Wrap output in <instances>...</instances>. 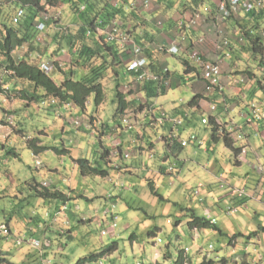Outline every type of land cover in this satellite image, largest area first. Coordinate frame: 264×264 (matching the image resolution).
I'll return each instance as SVG.
<instances>
[{
	"label": "crops",
	"instance_id": "1",
	"mask_svg": "<svg viewBox=\"0 0 264 264\" xmlns=\"http://www.w3.org/2000/svg\"><path fill=\"white\" fill-rule=\"evenodd\" d=\"M186 2L187 0H180L174 6H167V8H169V15L174 11V18L173 21L168 18L167 22L163 24L161 29H159V34L164 32L163 35L167 37L172 34V31H176L180 35V44L189 46L193 44L194 47H198V50H202V53L207 59L213 60L216 57L214 60H219L221 69L222 67L224 68L223 71L221 70L219 87L208 86L204 79L201 78V74L199 75L200 71L198 67L194 64V66H192L190 62L189 64L194 70L189 69V71H186L187 68L184 64V60L186 59V61H189L186 56L174 55L177 61L184 64L183 73H181L178 70L171 71L166 65L170 54H166L164 50L158 53L156 50L151 49V52L154 53V57L149 58L146 54L149 70L160 74L165 69H168L167 76L164 80L162 76V80L159 82L150 83L149 85L146 84L148 86L145 88L148 89V92L150 89L152 90V88L155 89L154 94L151 95H148L147 92L145 93V89H143L142 86L138 88L139 96L135 98L132 97V99L129 97V92L127 93L126 90H121V93L126 95L127 101H132V103L135 104V107H137V109H131L129 106V108L125 110L122 116L123 118L126 117L129 121V124L125 125L121 123L120 118H122V116L117 117V121L114 117L117 108V93L115 95L116 100L114 99L111 103V108L106 107L107 95L105 93L106 89L103 79H107L108 77L111 78L114 82L112 85L113 91H116L117 82L121 86L119 82L120 80L128 83L132 78L135 79V76L130 75L126 68L123 72L119 69V72L115 74V76L109 72V75L107 74L102 79L104 89L103 101L100 102L99 105H96L93 101V96H90V99L88 98L86 102L85 112L81 111L72 103H59L57 101L55 104L50 105L48 98L45 100L34 99L29 95V93H32V88L21 87V82L14 81L13 79L8 82L6 81L11 85L10 88L12 91H22L18 94L8 93V96L14 95L23 101L26 100V104L19 107L21 112L18 109L8 111L9 109H7L4 104L0 105V116L4 115L3 111H7V113L11 112L12 114L8 117L9 119L8 121L6 120V122L0 119V122H5L7 125L6 127H9L8 132L0 129V144H2L0 147V156L5 157L6 154H13L11 156L17 158L19 157L17 151H19L20 144H22V146L26 145L27 148L32 150L28 146V140L36 139L38 146L49 147L43 151L48 150L47 152L51 153L53 151L58 157H60L61 154H68L73 162L74 171L72 177L66 178L67 176H64L65 178L62 182L58 180L54 181L49 177H43L44 170H38L39 167H36L35 169L39 174H33L30 177L31 179L25 181V186L26 183L28 186H20V188H23L20 195L29 196V200L32 201L34 205L43 202L34 195L32 187L30 186L34 183L41 184L45 182L49 187L61 190L69 197L68 200L62 204L63 206H66V209L61 213V216L58 219H53V216H51L58 203L51 202V208H48V202L45 203L47 206H45L42 211H49L47 214L45 213V222L38 226L39 232L34 236V238L43 240V245L55 246V241L48 240V238H52L55 235H57V241L61 244L63 243V238L72 239L78 232L81 233L82 231H86L87 227V232H89V234L85 237V241L92 240L91 234L94 231L93 226L102 227V212L104 208L109 206L108 202L103 197L109 193L119 196V198L116 199V212L119 215L118 219H120L122 213L124 215L127 214L132 216L134 211H139V209H141V205H149L148 202L155 201V196L157 195L150 190V183L152 181L154 182V188L157 190L158 186L166 185L167 183L172 185L176 180L177 183L175 190L177 192L181 188V183H185V185L182 186V193H184L186 197H192L199 202L201 208L200 211L196 206L193 208L196 215L202 217L206 216L210 220H216L215 228L212 226L204 227L202 229L189 228L194 241L195 238H198V241L200 238L209 236L214 232H219V234L223 236V242L221 244L222 248L213 253L215 259L227 257L231 261V264H239V261L241 264H263L261 259L264 258V228L261 225V219L264 214V166L262 167L260 162L264 156L258 151V149L264 148V67L253 65L251 68L253 69L251 71L252 76L250 77L248 75H243V71L239 74L234 72L238 71L241 60H232L235 57V54L240 53L238 52L239 50L236 49L240 42V40H237L236 36L239 34V30H237L238 25H236L237 23L233 20L231 23L232 26H234L233 31L230 33L229 37H225V39H228L229 43H233V50L230 48H224L221 53L216 55L211 46L207 47V44L201 46V41L200 39H196V36L199 32H206L208 29L205 30L203 28L192 33V30L184 31L181 29L175 21L176 18L179 20L184 18L177 10L183 8ZM213 2L215 3V1L212 0L202 4V6L198 5L196 10L206 16L211 15L214 12L215 7ZM63 8H65L64 13L71 16L72 11L67 8L66 3L63 5ZM158 12V9L153 13L142 10L140 11V14L148 22L149 19L155 18L158 15ZM191 15L192 12L190 16ZM37 17V19H41L40 16ZM151 23L153 25V21H151ZM148 24L150 27L149 22ZM52 32H55V30L50 28V30L46 29L43 34L45 36V33H48L52 36ZM177 43L179 44V42ZM153 44L154 46H157L159 43ZM164 44L168 48L174 46L176 40L167 37ZM21 48L26 49L27 51L29 50V47L27 46H22ZM227 49H229L231 53L229 56L225 55V50ZM27 51H23L22 55L15 58L34 60L37 55H41L40 66L43 64L48 65L50 73H52V75L56 73L57 76L53 77L56 81L59 82L64 78V72H66V70L59 57L53 59V56L48 55L47 51H40L35 48H33L31 52L36 53L37 55L30 53V51L26 54ZM18 52L19 50L14 53L17 54ZM61 52L58 54H61ZM63 52H65V50ZM53 61L58 62V69L52 64ZM127 61L128 60H126V63ZM223 64L234 65L235 70L228 72L225 70ZM59 65L62 67L60 68ZM59 68L61 71H59ZM69 70H67V73ZM73 70L76 72V74H73L74 77H78V75L83 76L85 74V70L82 68L74 67ZM129 78L130 80L128 81ZM187 83H190L188 87L190 88V95H192L188 102L181 99L178 100L181 102L180 103L175 99L167 98V101H165L167 103L166 107L160 103L159 99L161 96L168 94L171 89L187 85ZM4 88L6 90L0 92V94L7 93L8 87ZM195 95H199L200 98H198L194 104L190 105V101ZM11 99L13 100V97H11ZM2 101L5 102L6 100ZM42 101H45L46 103L43 104ZM213 105L215 106L214 109H212ZM93 106L95 107L94 110L92 109ZM252 108L257 109L258 113L261 114V116L263 115V117L259 120L252 119ZM107 110H110L113 113V116L107 123H105L102 121V117H106ZM23 111L24 115L22 114L21 116ZM205 111L210 113L208 124L202 122V119L205 118V115L203 114ZM235 111V114H238L240 121H242L241 123L237 122L236 118H232L231 114ZM126 112H129L132 119H129L128 114V116H125ZM19 113L20 118L17 117ZM80 113H82V115H80ZM196 113H202L204 115L201 118V124L202 126H206V128L203 127L200 129V126L197 124L198 118ZM50 114L59 119L57 121L58 124H54V122L51 124L48 121L47 117ZM161 116L163 117V121L162 123H159V120L157 119ZM74 117H81L83 123L75 126ZM25 118L30 122L31 128L29 133L25 130V128L28 127L24 122ZM212 118L221 127L219 129L227 131L230 138L234 141V146L238 148L239 151H234L229 148L222 137L217 141H212ZM13 119H15L16 122H13ZM40 120L43 122H38ZM179 120H181L180 124L177 123ZM8 122L12 127L8 126ZM245 125L248 126V130H242ZM14 126H16L15 131L13 130ZM53 126L59 129V133H57L61 136L62 143L70 132L77 136V139H73V141L70 142L73 146H64V148L58 149L57 145L60 144L58 142L59 138L52 132L51 127ZM1 127L2 125L0 123V128ZM235 131L237 135L234 134ZM239 132L242 135H238ZM4 134L6 135V142L2 139ZM88 134H91L93 138H96L97 143L99 144L97 148H95V146H97L96 141L93 142L94 144L92 145L85 142L87 136L84 135ZM193 134H195L199 140L191 141V143L185 147L179 146L178 142L180 139L189 138ZM239 136L241 137L239 138ZM191 147L194 151L191 149L188 150V148ZM11 150H13V152H9ZM38 151L40 152L38 153ZM38 151L35 154L32 150L34 156L37 158L41 152H43L39 149ZM105 151L108 152L109 162H107V165L104 164L105 161L101 159V154ZM200 154H203L204 157L207 155L208 159L206 162L202 159ZM78 158H87L92 163H95V165L99 162V164L104 166V169L108 170V175L106 177L99 175L82 176L76 162V159ZM231 158H233V162H231ZM202 163H204L207 170L203 169ZM41 165L42 164L39 166ZM235 167H243L244 171L239 170L238 172H235ZM191 168L193 170H191ZM46 169L50 170L48 167H46ZM60 170L59 168H51L50 171L59 173ZM252 170L259 173V180H250L251 176L249 174H251ZM188 173L189 175H187ZM194 174L200 175L197 177L201 180L198 181L195 186H186V178H189ZM87 177H94L93 181L95 183L94 187L92 186V189L89 191L86 190V182L84 181ZM98 177L102 178V185L96 184ZM121 183H124L125 185L122 189L119 187ZM15 187V189H20L19 185H15ZM80 188H85V191L80 192ZM238 188H244L246 190V195L238 197L236 194ZM219 193H222L227 200V206L224 208L218 204L219 200L218 202L215 200V196ZM3 196L4 193L0 198ZM164 199L165 201H169L165 197ZM82 201L87 203V207H91V209L86 208V210H91L92 212L88 215L82 214V217L76 221L75 217L69 212L68 203L72 202L73 205L77 207L80 206ZM14 203L15 202H13V204ZM232 206L236 208V211H232L228 214L226 210ZM216 207L220 209V213L218 212L219 210H215ZM118 208L119 211H117ZM33 209L32 212H34ZM178 212L179 213L176 214V221L179 222H174L177 231H179V228L183 223H187L186 216H184V212H182L181 208ZM223 212L227 215L236 216L242 219L246 217L247 220L241 225L242 230L237 231L234 229V226L231 223V217H225ZM165 213L169 214L170 212H162L163 215ZM221 213L223 214L222 219L224 220V223H219ZM136 219L138 218L136 217ZM11 221L13 227L12 218ZM17 225L20 226V223L18 222ZM105 225L107 224L105 223ZM31 226L34 225L32 224ZM13 231L14 233H19L16 230ZM65 231H69L70 233L64 234ZM112 233L111 237L113 240L118 239L117 233L115 231H112ZM228 247H231V249ZM213 248L214 246L212 249ZM2 249L4 251L6 250L5 248ZM32 249L39 250L32 245H28L22 250V253L26 254L23 260L28 257L27 250L32 251ZM185 249L189 252L187 247ZM61 251L62 247H60L58 252L60 253ZM188 252L186 254H188ZM201 252L202 249L198 251L199 257H201ZM156 254L159 255L160 253L156 252ZM171 255V258L175 257L173 253H171ZM207 256L205 255L201 259V262ZM188 258V264H195L194 260H192L189 255ZM141 262L143 263V261Z\"/></svg>",
	"mask_w": 264,
	"mask_h": 264
},
{
	"label": "rangeland",
	"instance_id": "2",
	"mask_svg": "<svg viewBox=\"0 0 264 264\" xmlns=\"http://www.w3.org/2000/svg\"><path fill=\"white\" fill-rule=\"evenodd\" d=\"M113 2H116L117 0H112ZM119 1V0H118ZM146 0H134V5L136 8H138L140 11L144 10L146 12H150L153 13L155 11H157V9L159 10L158 15L155 18H151L149 19V23L150 26L152 25L151 21H153V25L151 27L153 28H157V29H161L163 24L167 22L168 18L170 20L173 21V16H174V11L170 13L169 15V8H167V5H169V1H171V3H175L177 4L180 0H162V2H155L154 0H148L150 1V7L145 8L143 6V2ZM188 4H193V0H187ZM212 0H198V5H201L206 3V2H210ZM215 3L213 2L214 7V12L211 15H204V14H200V19H198L197 23L195 24V26H192L191 29H193L195 31H199V29H205L207 30L206 32H199V34L196 36V39H201L200 44H202L201 46L204 45H208L207 47L211 46L215 52L216 55H218L219 53H221L223 50L222 48H218V45H220V43H222L223 39H225V37H229L230 33L233 31L234 26H232V20H238L241 21L242 20V15H234L229 19H222L221 18V12L218 11L217 9V5L218 3H220L221 0H214ZM183 4V3H181ZM62 2H59L56 6H51L48 5V3L46 2V6H45V10L43 12H41L39 15L40 17H44L45 15L47 17L53 18V20L55 21V23L53 24V29L55 30V32L58 34L60 33L61 30L66 31L67 28H69L70 26H72L74 24V22L72 21L73 15L71 12V16H68L66 13H64L65 8H63ZM162 6V7H161ZM169 7V6H168ZM67 8H69L70 11L71 7L69 4H67ZM192 8H190L189 6L187 7L186 5H184L183 8H179L177 11H179V13L182 15L183 20H187V22L190 20V14L192 12L191 10ZM168 11V12H167ZM190 11V12H189ZM206 16V17H205ZM54 18H58V19H54ZM177 23L180 21L178 18H176L175 20ZM243 21V20H242ZM158 22H161V24H159ZM243 23V22H242ZM236 24V23H235ZM237 25V24H236ZM241 29L239 26H237V30ZM262 30V29H261ZM55 32H52L50 36V34L45 33L44 34H40L39 36L36 37V41L39 44V46L35 43L33 44L35 47L38 46V49L40 51H47L48 55H52L53 59L59 57L61 59V63H63V67L64 69L67 70H71L72 68H74L75 66H73L72 63V56H73V51L71 52L68 49L69 43L67 41L62 42L63 48L65 50V52H61V54H58L56 52L57 48H56V43L55 39H54V35ZM164 32L160 33L158 32L156 39H154V43H159L156 47L158 49H162L163 46H165V40L167 39V37H169L170 39H174L176 40V45L177 42H181L180 38H179V34L175 31H172V34L165 37ZM133 37V35H131ZM164 41V42H163ZM61 44V45H62ZM243 45V44H242ZM27 46L28 45H24ZM166 47V46H165ZM184 49L190 50L191 48H193L194 46L192 45H183ZM223 47V46H222ZM198 47H196L197 49ZM195 49V48H194ZM200 49V48H199ZM17 50H19V52L17 54L14 53L15 57H19V55L23 54V51H27L26 49H22V48H18ZM16 50V51H17ZM193 49H191L192 51ZM198 50V49H197ZM31 52L32 49L28 50ZM28 51L26 52V54L28 53ZM200 53H202V50H198ZM166 54H169L167 52V48L165 51ZM34 55H37L36 53H33ZM185 54V53H184ZM183 56H186L187 59L189 60L188 62H190L192 64V66H194V62L185 54ZM63 55V56H62ZM215 55V56H216ZM38 56V55H37ZM36 56V57H37ZM178 56V55H177ZM185 57V58H186ZM216 58V57H215ZM214 58V59H215ZM233 58V56H232ZM178 59V58H177ZM213 59V60H214ZM237 59V61H239V59L241 60L240 64H239V68L238 71H234L236 73H240L241 71L248 69L250 71H252L253 69L252 66L253 65H258V62L261 57L257 56V57H252L249 55L248 52L246 51H240V53L235 54V57L232 59ZM186 60V59H185ZM184 60V61H185ZM223 61V60H222ZM32 62V61H31ZM52 63V62H51ZM54 63V62H53ZM52 63V64H53ZM54 65V64H53ZM166 65L168 66V68L171 71L174 70H178L179 72L183 73V69H184V64H182L180 61H177L176 58L174 57V55L170 54L168 59H167V63ZM55 66V65H54ZM191 66V67H192ZM223 66H225V70L230 72L232 70H235V66L233 65H225L223 64ZM59 67L61 68L62 66L59 65ZM0 82L2 84H4V87H8L7 88V93H1L0 94V105L4 104L5 107L7 109H9L8 111H13L15 109L19 110V107L21 105L26 104L25 101L26 100H21L19 99V97L16 96H8V93L11 94H18L21 93V90H18L16 92L12 91V89L10 88L11 85H9L7 82L9 80H14V81H19L16 80L12 77L8 78L7 76L9 75L8 73H4V69L5 67L2 66L0 67ZM118 69H120V66L118 67ZM220 69H221V64H220ZM223 67H222V71H223ZM243 69V70H242ZM123 72V70H122ZM243 75H247L245 72H242ZM55 76V74H53ZM109 75V74H108ZM113 76H115L112 73ZM131 75V74H130ZM112 76V77H113ZM8 78V79H7ZM58 78V77H57ZM130 80V78L128 79V81ZM7 81V82H6ZM22 81V80H21ZM104 81V86L106 89V107L111 108V103L114 101L115 99V95H116V91H113V80H111V78H105L103 79ZM102 81V82H103ZM121 86L119 88V90H126L127 93H130V98L132 99V97H138L139 96V86L138 83L135 79L132 78L131 81H129L128 83L125 81L120 80L119 81ZM103 84V83H102ZM190 85V83H187V85H183V86H179L177 88L171 89L168 94L161 96L159 101L160 103L166 107L167 103L165 101H167V98H171V99H175L177 100V102H180L178 100H186V102H188L191 99L190 95V88L188 87ZM25 87L28 88L29 86L26 83H23V81L21 82V87ZM10 88V89H9ZM14 89V88H13ZM11 97H13V100L11 99ZM128 97V94H127ZM189 98V99H188ZM90 99V98H89ZM2 100H6L5 102H3ZM116 100V99H115ZM169 100V99H168ZM143 101V100H141ZM170 101V100H169ZM117 103V102H116ZM181 103V102H180ZM143 104V103H142ZM129 106L131 107V109H137V107H135L134 103H130ZM93 110L95 109V107L93 106L92 108ZM20 111V110H19ZM1 112V111H0ZM4 115L0 116V119L2 121L6 120L8 121V117L11 116V112L7 113V111H3ZM21 112V111H20ZM132 113V112H130ZM236 111L234 113L231 114L232 118H236L237 122H242L240 121L238 114H235ZM24 115V111L21 113ZM129 112L125 114V116H128ZM205 115V117H209V112L205 111L203 113ZM202 113H196L197 116V124L200 126V129L206 126H202L201 124V118L202 116H204ZM80 115H82V113H80ZM113 116V113L110 110H107V115L106 117H102V121L107 123ZM20 118V113L18 114V116ZM48 121L53 124H58L57 121L59 120L56 116L54 115H49L47 117ZM129 119H132V116L129 115ZM17 120V118H16ZM21 120V119H20ZM32 120V119H31ZM82 118L78 117L75 118L74 117V125H80L83 123V121H81ZM5 122H0L2 127L0 128L1 130H4L5 132L9 131V127H6L7 125L5 124ZM13 122H16L15 119H13ZM25 124L28 125V127L25 128V130L29 133L30 132V122L28 121V119H24ZM32 122V121H31ZM38 122H43V121H38ZM78 124H77V123ZM8 126H11L10 124H8ZM16 126L13 127V130L15 131ZM248 126L245 125L244 128L242 130H248ZM12 130V129H11ZM10 130V131H11ZM51 130L53 133H55L54 135H57L59 140L58 142L60 143L59 145H57L58 149H62L64 148V146H73L72 142L73 139H77V136L73 135L71 132L67 135V137L64 139V142L62 143V138L61 136L58 135L59 133V129L55 126L51 127ZM58 132V133H57ZM85 133V132H84ZM76 134V133H75ZM235 135H237L236 131L234 132ZM238 135H242L239 134ZM87 136L85 140V142H88L90 145L94 144L93 142L97 140L96 138H93V136H91V134L88 135H84ZM6 135L4 134L3 136V140H6ZM19 137V136H18ZM56 139V138H55ZM46 142V141H45ZM53 143V142H50ZM70 143V144H69ZM179 145L180 144V140H179ZM2 144H0L1 147ZM97 146H95V148L98 147V143L96 144ZM260 146V145H259ZM189 149H193L188 148ZM64 150V149H63ZM43 151L41 152V154L37 157L34 156L32 150H30L29 148L26 147V145L20 144L19 147V151H17V153L19 154V157L15 158L11 155H7L5 157L0 156V196L4 193V188L8 189L11 192V189H15V185H19L26 187L28 186L26 183L25 186V181L31 179L30 177L33 174H39L38 171H36V167H39L38 170H44V174L43 177H49L52 180L56 181H60L62 182L64 180V176L68 177H72L73 175V162L70 158V156L68 154H64L60 157L56 156L54 154V152H47ZM194 151V150H192ZM258 151L261 152V154L264 156V148H260L258 149ZM0 155H1V151H0ZM200 156L202 157V159L206 162L208 157L207 155L204 157L203 154H200ZM204 157V158H203ZM201 159V160H202ZM36 160H39L40 163L42 164L41 166H36ZM200 161V160H198ZM197 161V162H198ZM231 162H233V158H231ZM261 166H264V158L261 160L260 162ZM203 165V169L207 170L204 166V163H202ZM46 167H48L50 170L51 168H59L60 172L56 173L50 170H47ZM191 170H193L191 168ZM235 172H238L239 170L244 171L243 167H235L234 168ZM189 175V173L187 174ZM251 176L250 180H254L257 181L260 179V175L259 173H257L256 171L252 170L251 174H249ZM197 176L200 175H192L189 178H186V186H195L197 184L198 181H200L201 179ZM37 177V176H36ZM41 178V177H40ZM94 177H87L84 181L86 182V190L89 191L92 189V186L94 187L95 183L93 181ZM97 183L96 184H100L102 185V178L98 177L97 178ZM176 183L177 181L175 180V182L172 183V185H170V183H167L166 185H161L158 186L157 191L159 192L160 195H162L163 197L167 198L169 201H164L161 197H157L155 196V201L154 202H148L149 205H141V209H139V211H134V214H132V217L130 215H124L123 213L121 214L120 219L117 220V227L115 229V232L118 235V246L119 248H121V252L118 255V251L114 252L111 256V258L114 259L115 257V263L119 264L120 261H124V262H129V264L131 263H135V264H142L141 261H143L144 264H152L150 262L155 263L156 261L161 262L163 259V250H165L166 248H169L170 252L174 254V256L177 255V251L179 249H185L186 247L189 249L188 255L189 257L194 260L195 264H200L201 259L206 255H208L207 257L209 258H213L215 252L218 251V249L220 250V248H222L221 244L223 242V236L219 234V232H214L213 234H210L209 236H205L204 238H200L198 241V238H195V241L193 239V237L190 234V229L188 228V226L186 225L187 223H183L182 226H180L179 231L176 230L175 227V221H176V214H178L179 209L181 207H190V208H194L195 206L197 208H199L200 211V204L198 201L194 200L192 197H186L184 193H182V186L185 185V183H181V188L179 189V191L177 192L175 190L176 187ZM61 185V183H60ZM4 187V188H3ZM18 189V188H17ZM17 189H15L14 191H16ZM239 189V188H238ZM80 192L85 191V188H80L79 189ZM217 194V192H216ZM23 197L27 196V195H21ZM215 200L216 202L219 203L220 206H222L223 208L227 203V200L224 198L222 193H219L218 195L215 196ZM212 202V200H211ZM18 203H20L18 200H15V203L13 204L12 199L8 198H4L1 197L0 198V223L5 221L6 217H12L13 220V228H15L16 225V221L15 219L17 218V212L20 210L21 214H25L27 209L29 208V205H26L23 209L20 208V206L18 205ZM177 204V205H176ZM69 212L71 213V215H73V217H75L76 221L82 217V214H90L92 211L91 210H86L87 209H91V207H87V203L82 201L80 203V206H75L73 205V203L69 202ZM85 206V207H84ZM233 207V206H232ZM68 209V208H67ZM31 210V209H30ZM216 211L219 210L218 212L220 213V209L216 207L215 209ZM117 211H119V208L117 209ZM163 211H168L170 212L169 214L165 213L164 215L162 214ZM202 211V210H201ZM227 211V210H226ZM225 217H231V223L234 226V229L238 230H242L241 225L244 224L246 217L239 218L236 216H232V215H227L223 212ZM223 214H220V218H219V223H224V220L222 219ZM136 217L138 219H136ZM19 218H21L19 216ZM23 220V219H22ZM222 225V224H221ZM94 228V232L91 234L92 240H86L85 241V237L88 236L89 232H87L88 227L86 228V231H82L81 233L78 232L76 234V236L72 239H67V238H63V243H62V251L56 255L54 258H51L50 262L49 259H44L45 261H42L43 259H41V261H37V262H31V258L28 256L25 260H23V258L25 257L26 254L22 253V250H24L28 245L27 244H22V245H17L16 244V238L12 237L11 239L5 241V239H1L2 237L0 236V247L1 248H5V251H10V255L6 256L7 259L11 260L10 263L7 262V264H75L76 261L80 258L83 257L84 255H86L88 252L96 249V248H100L101 246L105 245V244H110L113 240V238L111 237V233H112V229L109 228L108 226H105L106 229H109V233L107 235H102L101 234V228L100 227H96L93 226ZM104 228V229H105ZM154 232L156 234V236L154 238L150 237L148 235V233H152ZM70 233L69 231H65L64 234H68ZM135 233L138 237V239H136L134 242L131 241L130 236ZM187 233V234H184ZM113 234V233H112ZM57 235H55L52 238H48L49 241H55L56 245H52L53 248L57 250H60L61 244L58 243V239L56 238ZM158 239H160L161 241H158ZM154 241V243H153ZM228 243V242H227ZM141 244H143L144 247H141ZM212 245L214 246L213 249H210L209 246ZM44 249H42V253H44L45 251H48L49 249L46 247V245H44ZM52 246H50L52 248ZM229 249H231V247H228ZM202 249L201 257H199L198 255V251ZM58 250V251H59ZM160 253L159 255L156 254ZM208 254H207V253ZM224 252V251H223ZM23 254V255H22ZM36 256V255H35ZM108 260L104 259L103 260V264H107ZM261 261L264 264V258L261 259ZM100 264V263H99ZM239 264L240 261H239Z\"/></svg>",
	"mask_w": 264,
	"mask_h": 264
},
{
	"label": "trees",
	"instance_id": "3",
	"mask_svg": "<svg viewBox=\"0 0 264 264\" xmlns=\"http://www.w3.org/2000/svg\"><path fill=\"white\" fill-rule=\"evenodd\" d=\"M155 1L161 2L162 0ZM46 2L48 5L53 7L59 2L70 5L73 14L72 21L74 24L67 28L66 31L61 30L58 34L55 32L54 39L55 42H57L56 52L60 53L61 51H64L65 47L63 48V46L65 45H63L62 42L67 41L70 45L68 46V49L71 52L73 51V66L84 69L85 74L83 76L78 75V77H74L73 74H76V72L72 68L68 73L67 71H63L65 76L61 81L58 82L53 78L52 73L41 68V55H38L34 60L25 58L17 59L13 55V53L18 48H21L24 45H28L29 50L33 48L38 49L39 44L36 41V37L39 33V30L36 27V23L40 21V19H37V16L41 15L40 13L45 10ZM168 3L169 5L167 6L169 7L176 5L175 3H171V1ZM193 3L194 5L191 4V6L188 4V1L185 4L187 7L189 6L192 8V12H194L197 8L198 0H193ZM19 8H23L24 14L20 22L14 24L12 19L16 13V10ZM241 15L243 17V21H236L237 25L241 28L239 29V34L236 36L237 40L242 37V41L239 42L236 49L239 50L238 52L241 50L246 51L252 57L260 56L261 59L257 61L258 65L264 67V42L261 36V33L264 31V10L259 12V14L253 12L242 13ZM113 21L121 22L122 26L128 31V33L133 35V39L140 46H145L144 51L149 56V58L154 57V53L151 52V49L155 50L153 43L159 32V29L153 28L151 26L149 27L147 20L141 16L140 10L134 6V0H117L116 2H113L112 0H0L1 65L4 66L5 70L9 72L8 78L12 77L16 80H19L20 82L23 81V83L28 84L29 87L32 88V93H29V95H31L34 99L45 100L46 98H56L58 99L59 103H72L81 111L85 112L86 102L90 96H93V101L96 105H99L100 102L103 101L104 89L102 79L109 72L113 73L114 75L117 74L119 72V66L120 71L124 70L125 68L127 70L126 60L130 58V53L127 52V50L122 49L117 43L108 40L107 36L98 30H106ZM44 23V29L50 30V28L53 29V24L55 21L53 18H50L45 20ZM35 43L38 45L37 47L33 45ZM224 48H230L233 50V43H229L228 46ZM156 51L160 53L162 50L156 47ZM225 51L230 52L229 49ZM53 62L55 68L58 69V62ZM184 64L187 68L186 71H189V69L194 70L188 61L185 60ZM59 71H61L60 68ZM243 72H245L249 77L252 76V72L249 70V68L243 70ZM129 73L134 75L133 72ZM162 73L158 75L161 76V80L163 76L164 80V78L167 76V72L163 71ZM137 83L139 87L142 86L143 89H145V93L147 92L148 95L154 94V88H152V90L150 89L149 92L148 89H146L150 83L152 84L154 82L141 81ZM119 86L120 85L117 82V108L114 114L116 121L118 120L116 118L122 116L125 110L129 108V103H132V101H127L126 95L121 93V91L118 89ZM5 90L6 89L3 87V84L0 82V92ZM198 98H200V96L195 95L190 101V105L194 104ZM211 124L212 141H217L222 137L229 148L234 151H239V149L234 146V141L232 138H230L227 131L224 129H219L221 127L213 118ZM28 146L35 152V154L37 153L38 149L43 151L46 148H49L45 146H38L36 139L28 140ZM9 152H13V150ZM39 152L40 151H38V153ZM101 159L104 160V164L107 165V162H109L107 151L102 152ZM76 162L82 176L99 175L106 177L108 175V170L104 169V166L99 164V162L95 165V163H92L87 158H78L76 159ZM153 183V181L150 183V190L165 201L164 197L156 192L157 190L154 188ZM30 186L32 187L35 197L42 200L44 203L42 202L41 204L34 205V203L29 200V196H21L20 194L22 193L23 188L17 189L16 191L11 189V192L6 188L3 196L4 198L12 199L13 202L14 200H18L20 202L18 205L21 209H23L26 205H29V208L25 214H21L20 210L17 212L18 219H15V228H13L11 225V216L6 217L4 221L11 234H14L13 230H16L19 233H15V235L23 237L25 242L34 238L35 234L39 232L38 226L45 222V215L49 211H42L44 207L47 206L45 203L48 202V208H51V202L58 203L54 209V213H58L62 207V204L69 198L65 192L51 187H41L39 183H34ZM124 186V183H121L119 187L122 189ZM103 198L106 201H112L117 205L116 199L119 198V196L109 193ZM32 209L34 212H32ZM181 210L184 212V216H186L187 226L190 229H202L208 226H212L214 228L216 227V225L213 226L210 223V220L205 216H197L193 208L181 207ZM19 216L21 218H19ZM51 216H53V214ZM106 221L107 220L103 218L101 223L102 227H100L101 231L104 230ZM18 222L20 223V226L17 225ZM177 222L179 221H176L175 223ZM32 224L34 226H31ZM148 235L152 238L156 236L154 232L150 234L148 233ZM1 239H5V241H7L6 237H2ZM130 239L131 241H135L138 239V237L135 233H133L130 236ZM118 242L119 240L117 239L112 240L110 244H105L100 248H96L88 252L83 257H80L75 264H103L104 259L108 260L106 262L107 264H116L115 257L113 259L111 256L116 251H118V255L122 251L118 246ZM58 243L60 242L58 241ZM62 246L63 245L61 243V247ZM44 247L45 246L41 244L39 250H27V255L31 258L30 263L37 262L39 260L41 261V259H43L42 261H45L44 259H49L47 262L51 263V258H54L59 254V249L57 250V247L55 249L48 245L46 247L49 250L42 253V249H44ZM141 247H144L143 244H141ZM163 251L162 261H156L152 264H188L189 262L188 254H186L184 249H179L177 251V255L174 258H171L172 255L169 248H166ZM10 253V251H4L0 247V264H7V262H11V260L7 259L6 257L10 255ZM230 262L231 261L227 257H222L220 259H215L214 257H205L201 264H231ZM119 264H129V262L120 261Z\"/></svg>",
	"mask_w": 264,
	"mask_h": 264
},
{
	"label": "built area",
	"instance_id": "4",
	"mask_svg": "<svg viewBox=\"0 0 264 264\" xmlns=\"http://www.w3.org/2000/svg\"><path fill=\"white\" fill-rule=\"evenodd\" d=\"M150 1L146 0L143 2V6L145 8H148L150 6ZM264 10V0H221L219 3V11L221 12V17L223 19L230 18L234 15H240L242 13H253L256 12V14H259V12ZM24 14L23 8H19L16 10V13L13 16V23L17 24L20 22L22 16ZM201 13L198 10H195L192 15L190 16V20L187 22V20L181 19L178 22V26L181 27V29L184 30H191L192 26H195L198 19H200ZM47 18V17H45ZM161 24V22H158ZM45 24L39 23L37 24V28L40 32L44 30ZM107 39L110 41H116L120 47L124 50H127L130 53V58L127 62V71L133 72L135 75V78L138 82L145 81V82H159L160 76L154 72H151L148 68V61L145 56V52L143 48L136 44L132 39L129 38V36L123 31L118 28L117 23H114L112 26L111 31H108ZM262 40L264 42V31L262 32ZM240 41H242V37L239 38ZM201 41V39H200ZM229 41L228 39H223L222 43L218 45V48H224L228 46ZM194 46V45H193ZM223 46V47H222ZM195 48V49H194ZM191 49H193L191 51ZM190 50L184 49L183 45L177 43L174 46L168 47L167 52L172 55H183L184 53L194 62V64L198 67L201 77L204 79V81L208 84V86L211 87H219L220 86V80H221V69H220V62L219 60H211L207 59L203 53H200L196 47L191 48ZM226 56L230 55V52L225 53ZM1 63V59H0ZM41 68L47 72L50 71V68L48 65L43 64ZM50 104H55L57 102V99L52 98L48 100ZM43 104H45V101H42ZM215 106H212V109H214ZM252 119L259 120L263 117L261 114L258 113V110L255 108H252ZM157 120H159V123H162L163 117H159ZM203 123H207V119H202ZM122 123L125 125L129 124V121L127 118H123ZM178 124L181 123V120L177 122ZM241 136H239L240 138ZM173 139V138H172ZM198 137L193 134L189 138L186 139H180L181 146L185 147L191 141H197ZM199 140V139H198ZM39 164V161L36 162ZM237 195L239 197L246 195L245 189H239L237 190ZM66 209V206H63L61 210ZM232 211H236V208L230 207L227 209V213L230 214ZM103 217L107 220L105 226H108L115 231L117 227V220H118V214L116 212V204L114 202H110L109 206L103 210ZM211 223L215 224L216 220L212 219ZM261 225L264 228V214L262 215L261 219ZM0 233L3 235H7L9 233L8 228L5 224L0 225ZM109 233V229H104L101 231L102 235H107ZM21 242V240L18 241V244ZM30 244L38 248L41 246V242L38 239H31ZM212 245L209 246L210 249H212Z\"/></svg>",
	"mask_w": 264,
	"mask_h": 264
},
{
	"label": "clouds",
	"instance_id": "5",
	"mask_svg": "<svg viewBox=\"0 0 264 264\" xmlns=\"http://www.w3.org/2000/svg\"><path fill=\"white\" fill-rule=\"evenodd\" d=\"M135 6V5H134ZM150 7V6H149ZM217 7V9H218V11H219V3H218V5L216 6ZM83 8V7H82ZM220 12V11H219ZM193 13V12H192ZM241 15V14H240ZM39 16V15H38ZM45 17H47L46 15L42 18L41 17V19H40V21H38L37 23H36V27H37V24H39V23H43V24H45L44 22H45V20H48L49 19V17H47V18H45ZM222 18V17H221ZM223 19V18H222ZM227 19H229V18H227ZM235 22H236V20H234ZM114 23H117V25H118V28L120 29V30H123L128 36H129V38L130 39H132L136 44H138L134 39H133V37L131 36V34H129L128 33V31L122 26V23L121 22H117V21H113L112 22V24L106 29V30H101V29H98L100 32H102V34H104V35H106L107 34V32L108 31H111V29H112V26H113V24ZM192 31H194L193 29H191ZM46 30L44 29L42 32H40L39 31V33H38V35L37 36H39L40 34H43L44 32H45ZM261 35H262V33H261ZM114 43H117L116 41H113ZM118 44V43H117ZM119 45V44H118ZM139 45V44H138ZM192 45L193 44H191L190 46L192 47ZM120 46V45H119ZM142 47V46H141ZM144 47L145 46H143L142 48H143V50H144ZM155 47V50H156V46H154ZM166 48L167 47H165V46H163V48L161 49L162 51L164 50V51H166ZM128 52V51H127ZM145 52V51H144ZM145 56H146V58H147V55H146V52H145ZM178 56H180V55H178ZM129 60V59H128ZM128 62V61H127ZM127 64V63H126ZM195 65V64H194ZM0 66H2L1 65V63H0ZM127 66V65H126ZM167 70L168 69H165L164 71L165 72H167ZM4 72L5 73H9L8 71H6L5 69H4ZM50 72V71H49ZM201 74V73H200ZM135 76V75H134ZM136 79V78H135ZM160 80H161V76H160ZM56 99V98H55ZM50 100V99H49ZM57 101H58V99H57ZM59 102V101H58ZM50 104V103H49ZM51 105V104H50ZM126 118V117H125ZM206 119H207V123H204V124H208L209 123V119H208V117H205ZM205 118H203V119H205ZM121 119V123H122V120H123V116H122V118H120ZM128 120V119H127ZM9 123V122H8ZM10 124V123H9ZM123 124V123H122ZM30 140V139H29ZM173 140V139H172ZM183 147V146H182ZM37 161H39V160H36V162ZM41 163H40V161H39V164H37L36 163V166H39ZM39 185H41V187H49L45 182H43V183H41V184H39ZM242 189H244V188H242ZM239 190V189H238ZM245 193H246V190H245ZM236 194H237V192H236ZM244 196V195H243ZM243 196H241V197H243ZM239 197V196H238ZM17 201V200H16ZM14 202H15V200H14ZM108 202V204H110V202L111 201H107ZM62 207H63V205H62ZM61 207V208H62ZM107 208V207H106ZM105 209V208H104ZM65 210V209H64ZM64 210H61L60 209V211L58 212V213H54L53 212V219H58L59 217H60V215H61V213L64 211ZM102 219L104 218L103 217V212H102ZM206 217V216H205ZM207 218V217H206ZM208 219V218H207ZM210 220V219H209ZM212 220V219H211ZM211 220H210V223H211ZM1 224H5L6 225V223L5 222H1L0 223V225ZM212 225H216V223L215 224H213V223H211ZM6 227L8 228V226L6 225ZM8 230H9V228H8ZM0 236L1 237H6V239L7 240H9V238L11 239L12 237H15L16 239V244L17 245H22V244H27V245H31L30 244V241H31V239L29 240V241H27V242H25V239L23 238V237H20V236H17V235H15V233L14 234H11V232H10V230H9V233L7 234V235H3V234H1L0 233ZM32 239H38V238H32ZM19 240H21V242L18 244V241ZM40 242H41V244L43 245V240H40V239H38ZM158 241H161L160 239H158ZM41 247V246H40ZM40 247H38L37 249H40ZM185 250V252L187 253L188 251H187V249H184Z\"/></svg>",
	"mask_w": 264,
	"mask_h": 264
}]
</instances>
